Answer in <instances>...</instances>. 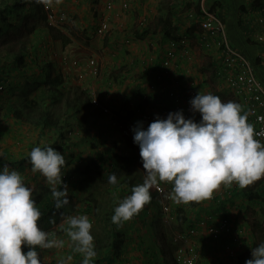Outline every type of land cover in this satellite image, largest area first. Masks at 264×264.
<instances>
[{
	"label": "clouds",
	"instance_id": "obj_1",
	"mask_svg": "<svg viewBox=\"0 0 264 264\" xmlns=\"http://www.w3.org/2000/svg\"><path fill=\"white\" fill-rule=\"evenodd\" d=\"M41 1L45 8V4H48L49 0ZM189 8H194L199 15L203 14V10L217 13V10L206 8L205 3L203 4L201 1L187 9ZM258 8L259 10L253 16L250 17L246 14V20L242 19L249 26L247 30H244L242 36L245 37L243 40L245 44H247L245 41L247 38L253 41L251 43L247 40L249 43L247 47L261 46L262 50L259 49L255 54L256 60L244 54L255 65L258 77L264 80V66L262 65L264 61V22H258V17L264 15V6ZM51 9L53 10L52 7ZM187 9L185 10V17L188 21L186 30L192 33L194 44H197L205 58L198 61L193 69L189 68L190 73L186 76H181L180 72L176 74L173 64L171 68L173 78L159 77L162 72L166 71L163 66L161 70L156 68L152 71L151 81H145L144 85L147 90H150L148 93L150 96L152 93L159 92L160 99L158 100L156 97L155 101L153 100L155 106L172 103V108L167 118L158 116L147 128L143 126V122H138L133 128V139L140 148L145 176L143 182L134 185L131 193L120 200L114 208L111 220L117 227L123 226L124 222L129 221L146 204H149L152 199L151 190L159 185L162 186L160 184L162 182L172 185L170 187L162 186L164 191L157 188L161 195H168V192H171L169 203L167 204L166 201L163 203L164 209L170 210L172 201L177 204H187L207 200L209 203L215 202L218 206L221 201L216 200L217 195L214 193L221 186L231 187L235 183L239 189L234 188L233 190L232 188L230 195H234V192L236 195H244L242 193L244 187L253 182L264 181V142L256 138L261 133L256 132L248 120L249 113L243 103V96L233 91L235 99H226L225 85L217 70L219 63L215 62V59L219 61V46L215 43L205 44L204 29L200 24L201 18L197 21V19L189 17ZM218 13L220 12L218 11ZM218 13L217 15L222 19ZM106 19L109 22L108 18ZM99 22L97 24L95 22L93 32L97 36L101 35L105 38L110 30V22L109 29L103 34L97 31ZM223 22L226 41L233 46L227 35L228 27L224 20ZM259 36L263 38L260 39ZM126 40L130 41V37ZM181 40L185 41L187 47L189 46L188 35L181 34L176 42ZM171 42L173 41L170 40L164 44L160 42L156 46V50L149 55L150 61L152 62L151 57H157L159 54L165 56ZM124 49L125 47L120 51L122 52ZM258 57L260 58L259 62ZM91 60H94L95 64H91ZM74 63L75 69H78L79 80L83 83L85 78H98L102 73L99 61L95 58L89 59L85 65L79 61L78 63L74 61ZM147 65H149L148 62ZM214 73L215 76H213ZM81 74L82 76H80ZM204 81L210 88L209 92L202 90ZM83 89L89 92L88 88L83 87ZM185 89L188 90L189 96L183 95ZM89 93L93 97L94 103L100 105L96 96L91 91ZM184 108L186 114H190L188 117L184 115ZM103 110L108 116L106 122L112 120L111 114L104 108ZM75 125L77 126V124ZM121 127L122 125L117 123L118 131ZM73 131H76V128ZM90 131L85 133L88 135ZM119 134L124 135L120 131ZM13 154L12 152L11 155L13 156ZM2 155L0 153V156ZM28 155L31 172L34 174L38 172L49 185L55 208L59 210L68 205L71 190L64 180L67 167L65 155L47 144L43 147H34ZM108 182L112 185L117 184L115 173L108 175ZM222 197L225 199L224 196ZM227 206L225 203V208L219 213L229 216ZM153 209L152 206L147 208L150 221L155 216ZM41 217L42 212L33 198V188L26 183L25 176L7 164L0 167V264H42L38 248L52 249L65 246L66 242L63 239L53 238L50 232L39 226L38 221ZM50 223H55V220H50ZM65 224L64 231L69 237L73 251L83 257L81 264H94L97 252L91 232L93 222L89 216L86 214L68 216L65 218ZM157 224L158 234H161L159 222ZM235 227L243 229V232L240 233L233 229L232 232H236L231 237L233 240L236 238V241H239L238 237L241 235L248 234V237H251L252 233L255 241L256 235L251 231H244L245 226L236 224ZM251 229H253L252 226ZM174 234L170 238L174 246L173 250L164 241L167 250L173 254L174 262L178 264L174 258L177 246L173 240ZM230 234L232 233L230 232ZM244 241L243 239L242 242ZM22 246H27L26 253L22 250ZM226 253L228 254V252ZM251 256L252 258L247 259L245 264H264V242L251 248ZM71 260L72 256L69 255L66 259L61 258L58 264H69Z\"/></svg>",
	"mask_w": 264,
	"mask_h": 264
},
{
	"label": "rangeland",
	"instance_id": "obj_2",
	"mask_svg": "<svg viewBox=\"0 0 264 264\" xmlns=\"http://www.w3.org/2000/svg\"><path fill=\"white\" fill-rule=\"evenodd\" d=\"M214 1L215 0H208L209 5H211ZM232 2L233 0H222V1L220 0V3L222 4L221 7L217 5V7H219L218 8L219 10L223 12L226 11L224 13L225 15L226 14L230 15V11L232 10L234 11V14L232 15L233 17L230 18V21H226V24L229 26L228 30L231 29V25L234 22H237V20L239 21L238 19L239 17L242 19V15H243V20H246V14H248L251 17L259 10L258 8L259 6L261 7L264 6V0H251L248 1L246 5L241 4L242 2H240L238 5H236V8L232 7L234 6ZM257 3H259V5ZM48 4L53 8V12L56 14V16L54 15L53 24L50 25L48 23L49 26H51V28L44 27V25L41 23L39 18L35 17L33 19V23L35 24L33 28H27V27L25 28L20 23L18 31L16 32L18 35L14 38L11 37L12 39H9L4 32H0V52H2L4 47H7L9 45H13L12 49L14 51H17L20 48L21 41L23 40L30 41V45H32V47L30 48L28 57L30 59L31 57L32 58L37 57L38 64L47 61H51L56 64L55 72L56 75H58L59 77V85L62 86V88L67 93L70 91L67 97L74 96L75 98L77 91H81L83 87L88 88L89 92L91 91V93H93L96 96L97 102L109 114H111L110 117L112 120H108L106 122L105 118L99 119L98 122L100 124H102L104 127H106L107 125L109 128H103L99 131L92 130L88 135L85 133L86 130L74 126L76 128V131L69 133L67 139L62 141V138L58 136V131L54 126H44V127L40 125L37 126L36 123L30 121L29 118L19 121L16 120V118L13 117L12 115H9L6 118L7 119L11 118V122L9 125H6L7 128H5L6 126H4L3 122H0L1 125L0 127L3 126V128H1L3 132L0 133L1 135L0 151H2L1 153L3 155L0 156V158H5L4 162L10 168L16 170L19 167V165L15 162V158L7 159L10 153L9 152L3 153L4 149L7 151L9 150L10 152L13 151L15 153L13 154V156L10 155L11 157H17L18 159H20L24 156H27L28 160H26L25 162L27 168L25 171H22L21 174L25 172L24 173L25 178L27 180L31 179L32 183H35L33 181V177H34L36 179L35 185L37 183H45L46 185H48L46 183L45 178L42 175H40L38 172L35 174L31 172V164L29 162L28 154L36 146L43 147L45 144L52 146L56 150L60 151L65 155L67 167L65 169L66 174L64 176V180L69 185V188L71 190L70 193L75 191V193H77L78 196L82 199L81 202H79V204H84L86 202L91 203L93 202V200H97L99 204L103 205L104 207L106 206L111 207L112 203L110 201H107L108 200L107 196L108 195L110 196V194L106 193L104 187L106 185V179L109 175L108 173L111 168L109 167L108 162L109 161L114 162L113 154H112L113 152L106 155H103L101 152L106 151L109 148H112L113 147L112 142L116 139H119L118 136H120V134L118 129L116 128L117 124L115 123V120H118L117 116L119 115L118 114L119 110H121L120 107L125 105L124 101L126 100V97L132 98L134 97L133 96L134 94L136 95L135 90H133V86H137L138 88L139 81L137 80L140 74L133 73L129 78V76H127L128 73H126V71L119 69L118 70L109 69L108 72H105L104 74L101 73L98 78L96 77L85 78L84 83L80 81L77 75L78 69L77 70L75 69L74 61H76V63H78L79 61L85 65L89 59L95 58L96 60L99 61V65L103 70L102 66L105 67L107 65L104 62V61H108L107 57L110 58V60L113 59L109 57L110 54L106 55V53L103 52L104 51L103 48H105L103 45L102 46L97 45V43L100 42V40L98 42L95 41L96 34H94L93 30L96 21L93 22L91 20L94 15H91V13L89 12V14H87L89 15L88 18L87 15H84L82 13L79 14L74 13L69 8L67 10L65 8V5H63V3L61 2V0H57V2L56 0H49ZM205 6L206 8H209L206 4ZM214 10H217V8ZM139 14L140 13L138 11L134 10L133 16L136 19V21H139L137 19L140 16ZM2 25L3 23L0 22V27H2ZM232 28H236V27H232ZM10 30H13L14 32V28H11ZM235 30L236 32L235 33L233 32V35L228 31L227 35L229 41L235 49L244 53L243 51L246 50V47L244 46L242 34L239 30L237 29ZM126 38L127 36H125L123 41L126 40ZM145 44H147V42ZM120 50H122V48L119 49V51L115 50L117 52V56L121 52ZM118 57L120 58L121 56ZM146 59L148 64L151 65L149 56H147ZM15 66L16 63L13 64V67ZM17 72L18 69L13 68L12 73L4 75V81L0 82L1 119L5 118L2 117L3 116L2 112L4 111L5 106L8 105L9 99L11 97L17 99L18 101L21 100V97H27L29 99L35 98L39 95L40 91L45 87L46 76L45 74L39 71V68L37 67V63H36V67H34L33 69L29 68L26 74L24 73L23 75H18ZM149 92H150L149 89L146 90V93ZM64 101L65 100H61L60 103ZM58 108H59L58 106H55L53 108V110H56L54 114L55 118L65 113V117L68 118L70 121L68 127L73 125V121H75L76 124L78 123L79 119L75 120V117L77 116L76 109L78 108H68V107L61 108V113L58 112ZM152 109L153 107L151 108V111ZM183 112L185 117H188L190 115V114H186L185 108L183 109ZM79 117L80 118L82 117V115L80 116V113L78 114V118ZM9 127L12 129V131L9 130ZM18 136L20 137L19 139H17ZM105 138H108L107 142H104ZM57 141H59V144H57ZM62 142L70 143V148L69 149H67L66 147L60 148ZM85 169L88 170L87 172L84 173ZM96 178H98V180H96ZM96 182H98V184ZM164 183L165 185H171L170 183L167 182H163V184ZM231 189L232 187L221 186V188L217 192L222 193L225 198L231 199V197L229 196ZM238 196L237 198L239 199L242 198L241 194H239ZM114 198L116 200V203L118 202V200L119 201L121 200L119 193H116ZM261 200H264V198L263 199L261 198ZM248 202L249 203H246L244 200V206H242L240 201H238L237 204L241 207L237 208V211H232L231 212L232 214H229V216L233 220V222H235V224H237L238 226H241L240 224L245 226L244 231L246 230V232L249 231L252 232L251 226L254 217H257L264 226V207L260 206L264 204V201L261 202L262 204L261 203L253 204L251 201ZM171 204L172 207H174V210H177L176 212H178L175 216L171 217L165 215L161 220L160 219L157 220L156 217L154 216L151 219V221L148 218V222L146 221V218H142V222L137 223V226L140 227V224H142L143 226V231L139 232L141 233L139 238L144 240V236L150 235L149 234L150 231L153 234H155V237H158V224H157L158 222L160 227L164 226L163 228L168 231L169 238L172 237V234H174V232L184 233L186 231L188 233L189 230L192 229L195 225L197 219L195 217L196 209L203 208L204 206L201 205L195 207L191 205V207H189L186 204L185 205L186 210H184V212L181 213L177 209L181 203L177 204L172 202ZM113 205H115V203ZM245 205H249L255 212L251 213L249 210L244 209ZM150 206L154 208L153 211L156 210V205L151 203L146 204L144 206V209ZM258 211L260 212L257 216ZM91 214L93 216V212H91ZM75 215H77V213ZM89 218H91V216H89ZM202 220L206 222V219H202ZM209 220L210 217H208V223L206 225L210 224ZM191 221L193 224L192 227L190 228L189 223ZM99 222H100L99 220L93 218L92 229L94 230V232L95 231L97 232L96 233L97 236L104 234V227ZM39 223L40 222L38 221V224ZM129 223L131 224V221H129ZM198 223H200V220L197 222V224ZM61 224L62 225L64 224L63 221L60 222L59 224L54 225L53 229L57 230L58 226H61ZM206 225L205 227L202 226V228H200L199 226L198 227L199 229H197V231L192 235H190L189 237L190 244L196 247L195 250L197 253L196 264H205L209 262L211 256H213L217 243L219 245L218 246L219 248L217 247L218 250L223 249V251L227 252L225 250V247L228 243H230L228 240H230L231 237L234 236L233 234H230V232H228L227 234L224 233L219 238L215 239L208 232ZM39 226L42 228L41 223L39 224ZM132 230L134 231L135 229L133 228ZM262 230L264 231V228ZM124 231L126 232L128 239H131L132 234L129 233L131 232L130 229L124 227ZM94 232L93 234H95ZM52 237L57 239H63L66 242L65 246L62 248H52V249L44 250L45 252L41 257L42 264H58V261L61 258L66 259L69 255L72 256V260L69 261V264H81V260L76 258L75 254H71L67 252L71 248V244L69 241V237L66 235L65 232L61 230V232L52 235ZM247 238L245 235L244 240H246ZM142 242L143 244H145L144 241ZM22 250L23 251L27 250V246H22ZM249 253L250 251L248 250L244 254L245 258L247 257V255H250ZM165 254H166L165 255L166 262H163V264H170L169 261L171 260L169 258L171 257L169 255V251H166ZM245 258H244V262L247 260V258L246 259ZM94 264H105V261L104 262L101 261L100 263H96L94 261Z\"/></svg>",
	"mask_w": 264,
	"mask_h": 264
},
{
	"label": "trees",
	"instance_id": "obj_3",
	"mask_svg": "<svg viewBox=\"0 0 264 264\" xmlns=\"http://www.w3.org/2000/svg\"><path fill=\"white\" fill-rule=\"evenodd\" d=\"M234 6L233 8H236V5L234 4V1L232 2ZM217 5L221 6L220 0L217 1ZM258 4V3H257ZM188 8V6H185V10ZM216 5H212L210 7L211 10L216 9ZM174 13L181 16V14L185 11H177L176 9H173ZM216 11V10H214ZM233 11V10H232ZM178 12V13H176ZM218 13V10L216 11ZM224 21L226 16L225 14L220 11L218 13ZM35 17H38L41 23L44 25V27H49L48 24V17L47 12L44 8V3L41 0H0V22L3 23L2 27H0V32H4L9 39H12L11 37H16L18 34L16 33L18 31L20 23L23 25V27L27 28H33L35 24L33 23V19ZM173 17V12L169 10V12L165 13V15H162L159 17V22L163 25V32L166 36L165 40L161 43L169 42L172 40L173 42H176L181 37L180 32L175 31L174 29L171 30V20ZM178 19V22L180 21L179 17H176ZM186 19V17H184ZM239 21L233 23L231 25L232 27H236L235 29L242 27L243 30H247L249 26L239 17ZM7 26V27H6ZM228 27V26H227ZM11 28H14L13 30H10ZM233 29V28H232ZM238 30V29H237ZM230 31V30H229ZM240 31V30H239ZM108 34H106L107 36ZM144 34L141 35V37ZM105 36V38H106ZM168 38V39H167ZM64 39V37H63ZM249 42H253L251 39L247 38ZM246 41L247 44L248 41ZM66 41V40H64ZM130 41H124V42H116V49H120L119 45L128 43ZM66 43V42H65ZM244 43L245 46H248ZM13 45H9L7 47H4L2 52H0V82L4 81V75L12 73L13 68L18 69L17 74L23 75L26 74L27 70L33 69L36 67L39 68V71L43 74H45V87L40 91L39 95L35 98H27V97H21V100H17L15 98H10L8 105H6L4 111L2 112V115L5 116L12 115L17 120H24L26 118H29L30 121H33L36 123V125L40 126H54L56 127V130L58 131V136L62 138V141L67 139L68 134L73 132L76 127L75 121H73V125L68 127L70 124V121L68 118L65 117V113L58 116L57 118L54 117L55 111L53 108L55 106H58V112L61 113V108H78L77 110V116L75 117V120L79 119L78 121V128H81L86 131L90 130H101L103 128H109L107 125L104 127L102 124L98 122L99 119L105 120L108 118L107 113L104 112L103 107L100 105H97L94 103L93 97L90 95V93L86 89H81V91H77L76 97H67L68 93L66 92L62 86L59 85V77L56 75V64L47 61L38 64L37 57H31V59L28 57V54L30 52V48L32 45H30V41L23 40L21 41V45L19 50L14 51L12 48ZM248 48V47H247ZM247 56L250 58H255L249 50L243 51ZM180 54V53H179ZM249 54V55H248ZM152 62L151 65L146 66V70H144V74L140 75L138 77V88L136 87L135 92L132 98L126 97V100L124 101L125 105L120 107L121 110H119L118 120H115V123L121 124L122 127L120 128V132L124 133L123 136H118L119 139L112 140L113 147L109 148L106 151H102L101 153L103 155L106 154H113V160L108 162V165L110 168V171L108 174L115 173L117 176V184L112 185L108 182V177L106 179V185L105 190L106 193L110 194V196H107V201H110L112 203V206H106L99 204L97 200H93V202L89 203L86 202L84 204H79L81 202V198L78 196L77 193L72 192L70 193L69 197V204L64 206L62 209L57 210L55 208L54 200L51 195L50 187L49 185H46L44 183H37L36 188L33 190V198L36 200L37 206L40 208L42 212V217L40 218L39 222L42 224V228L50 232L52 235L63 232L64 228L66 227V224L64 223L61 226H58V229L55 230L54 225L59 224L60 222L64 221L66 217L75 215L76 213H87L90 214L91 218L90 220L93 222V218H96L99 220L100 224L104 227V234L103 235H96V231L92 229V235L94 236V242H95V250L97 252V256L94 258V261L96 263H100L101 261L109 258L111 255L114 257L118 256L119 253L124 249V243L126 241V234L122 230L121 227H117L116 224L112 223L111 217L114 214V208L118 205V202L116 203L115 195L116 193L120 194V199L122 200L127 194L131 193V189L134 185L141 184L143 182V178L145 176V171L143 169V163L142 159L140 157V148L139 145H137L134 142V132L133 128L137 125L138 122H143V126L145 128L148 127V125L155 120L158 116L160 118H167V115L170 113V109L172 108V103H165L163 105H158V107L155 106V99H160L159 92L152 93L151 96L146 93L147 87L145 88L144 83L146 80L151 81L152 71H154L156 68L157 70H161V67L165 65V59L166 56H162L159 54L157 57H151ZM180 59V55H176L174 57V67L179 65L178 63ZM256 60V58H255ZM260 61V58L258 57V62ZM215 62H218V60L215 59ZM16 63V66L13 67V64ZM55 64V65H53ZM151 69V70H149ZM123 70V69H119ZM216 74L214 73L213 76ZM180 79V78H179ZM182 80V79H180ZM181 83V82H180ZM206 81H204L202 84H205ZM185 85V84H184ZM138 90V92H137ZM183 95L189 96V92L187 89L184 90ZM61 100H65L64 102L60 103ZM74 100V101H73ZM154 100V101H153ZM162 102V100H160ZM153 107L152 111L151 108ZM80 113V116L82 117L78 118V114ZM1 114V113H0ZM121 115V117H120ZM114 119V117H113ZM1 120V116H0ZM75 126V127H74ZM68 127V129H67ZM117 128V127H116ZM119 129V127H118ZM85 131V132H86ZM108 138L104 139V142H107ZM57 144H59V141H57ZM66 147L67 149L70 148V143L62 142L60 145V148ZM28 157L24 156L20 159H16L15 162L19 164L20 169H24L25 161ZM1 164V163H0ZM88 169L84 170V173L87 172ZM98 180V178H96ZM98 184V182H96ZM162 186H172V185H165L160 183ZM242 193L245 194L248 201H251L253 204H259L264 200H261V198H264V181L261 182H253L252 184L244 187L242 189ZM233 194H236L235 192ZM151 204L156 205L155 210V217L158 219H162L163 216H175L178 212L177 210H174V207H172L170 210L164 209L163 203L166 201V203H169V200L167 198V195H161L157 188H154L151 190ZM223 194H221L220 204L217 206L216 210L221 211L225 207V203L228 204V200L230 201V198H223ZM231 198H234V195H229ZM225 202H222V201ZM174 202V201H172ZM171 202V203H172ZM203 201L200 202H190L187 203L189 207L195 206L198 207L202 204ZM83 203V202H82ZM115 203V205H113ZM175 203V202H174ZM262 204V203H261ZM184 203H181L178 206L179 212H184L186 210ZM261 207H264V204L260 205ZM246 210H249L251 213H254L255 211L249 206L245 205L244 207ZM198 210V209H196ZM93 212V216L91 214ZM260 211H258L257 216ZM262 212V211H261ZM63 213V215H61ZM54 219L55 223H50V220ZM200 219H196L197 223ZM39 223V224H40ZM192 221L189 223L190 228L192 227ZM234 225L236 226L235 222ZM160 227V226H159ZM164 226H161L159 228V232L161 233L163 239L168 244L169 248L173 250L174 246L171 242V239L168 236V231L163 228ZM204 227V226H203ZM202 228V226H200ZM252 232L255 237V241L253 244V248L258 246L261 242H264V231L262 230L264 228L262 222L259 221L257 217L253 218L252 222ZM93 232L95 234H93ZM226 234V233H225ZM173 235V234H172ZM241 235V234H240ZM243 236V235H241ZM171 237V236H170ZM245 238V237H244ZM243 238V239H244ZM177 247V246H176ZM40 257L43 256L44 250L47 249H37ZM28 251L25 250L26 253ZM68 253L75 254L76 258L82 261L83 257L81 254L76 253L73 251V247L67 251ZM245 255L239 257L240 264H243ZM243 259V260H242Z\"/></svg>",
	"mask_w": 264,
	"mask_h": 264
},
{
	"label": "crops",
	"instance_id": "obj_4",
	"mask_svg": "<svg viewBox=\"0 0 264 264\" xmlns=\"http://www.w3.org/2000/svg\"><path fill=\"white\" fill-rule=\"evenodd\" d=\"M107 1L108 0H61L63 5H65V8L67 10L68 8L71 9V11L74 13H78V14L82 13L84 15H87L90 12L91 15L95 16V17L93 16L91 20L93 22L96 21V24L97 22H99L100 19L104 17L108 18L110 22V30L108 31L107 33L108 35L106 36V38H104L103 36L99 34H98L99 36L97 35L95 36L96 42L100 40V42H98L97 45L99 46L103 45L105 47L103 52L106 53V55L110 54L109 57L113 59V60H110V58L106 56L108 61H104L107 65L105 67L102 66L103 68L102 74H104L105 72H108L109 69L118 70L119 68V69H123V71H126V73H128L127 76H129V78L131 74L133 73H138L140 75H143L144 74L143 71L146 70L145 67L148 66L146 62L147 56L151 55L154 52V50H156V46L160 42H162L163 39L165 40L166 38L163 32V25L159 22V17L162 15H165V13L169 12V10L173 12L170 29L171 30L174 29L175 31L180 32V34H185V35H188L189 37V46L186 49L187 55L184 57V59H179L180 61L178 63L179 66L178 67L175 66L177 68L174 67L175 73L177 74L180 72L181 76H186L190 73L189 68L193 69V67H195L198 64V61L205 58L204 54L199 50V47L197 46V44L196 43L194 44L193 42L194 38H193L192 33L190 31L187 32L186 30V28L188 27V21L184 19V17L186 16L185 12H183L181 16H179L174 13L173 9H176L178 12L181 10L185 11L184 9L185 6H188V7L194 6L200 1L203 4L205 3L208 7H211L212 5H216L217 7L216 3L218 0H215L211 5H209L208 0H120V1L115 2L112 10H108L105 7V4ZM123 1L129 2L128 8L123 6ZM233 1H235L234 2L235 5H238L240 2L246 5L249 0H233ZM219 7H217V10H219L218 9ZM134 10L140 13L139 18H137L139 21H136V19L133 16ZM220 11L221 10H219V12ZM225 12L222 11L223 14ZM233 14H234V11H230V15L229 14L224 15V16H228L225 18V20L230 21V18L233 17L232 16ZM87 16L89 18V15ZM176 17L180 18L179 22ZM242 19H243V15H242ZM93 22H90V23H93ZM237 29L240 30L241 34L243 35L244 30L242 29V27L240 26ZM233 32L234 33L236 32L235 28L230 29V33L232 35H233ZM142 34H145V36L143 38H140ZM232 35H231V38H232ZM125 36H127V38L130 37V42L128 44L124 43V44L119 45L121 48L125 47V49L119 53L118 56H121L119 58L117 56V52L115 51L116 42H119V41L124 42L123 39L125 38ZM242 37L244 40L245 37L244 36ZM119 38H121L122 40ZM145 41L147 42L148 45L145 44L146 43ZM161 44H164V43H161ZM245 47H246V50L248 49L249 52L254 57H255L256 52H258V50L261 49L260 45H257L256 48H252V47L247 48V46ZM117 50L119 51L118 48ZM112 56H115V57H112ZM151 73L153 75V72ZM136 87L137 86H133V90H135ZM224 89H225L224 91H225L226 99H229V100L235 99V97L233 96V90L231 86L228 87L225 85ZM202 90L209 92L210 88L206 84H204L202 86ZM2 117H5V118L1 119L0 122H3L4 126L9 125L11 122V118L7 119L6 118L7 116H5L4 114ZM1 128H3V126L0 127V133L3 132ZM5 128H7V126ZM9 130L12 131L10 127H9ZM19 138L20 137L18 136L17 139ZM1 152L2 151H0V153ZM6 152L10 153L7 159H10V158H15V160L18 159L17 157H11L12 156L11 152L13 151L10 152L9 150L7 151L4 149L3 153H6ZM4 161H5V158H0V163H1L0 167L6 164ZM26 168H27V165L24 166V169H20L18 167L16 170L22 173V171H25ZM24 173L22 175L25 176ZM33 181L36 183V179L34 177H33ZM26 183L29 186H31L33 190L35 189L37 185V184L35 185V183H32L31 179L30 180L26 179ZM231 187L233 188V190L234 188L239 189V186H237L235 183H233ZM215 194L217 195L216 199H220V195L222 193L216 192ZM237 196L238 195L234 194V198H231L230 201L228 200L229 214H232L231 213L232 211H237V208L241 207L237 204L238 201H240L242 206H244V200L247 203L246 196L242 195L241 199L237 198ZM222 202H225V201L223 200ZM201 205H204L203 208H199L198 210H196V213H195V217L197 219H206V222L208 223V217H210L209 223H211L214 221L215 217L218 218L217 214L220 211L216 210L217 205L215 202L209 203L207 202V200H205L203 201ZM80 214H86V213H77V215H80ZM142 218H146L147 222H148V218L150 220V216L148 215L147 208L146 209L143 208L137 215L131 218L129 220L131 221V224L129 223V221H126L123 223V226H122L123 230H124V227H126L127 229H130L131 232L129 233L132 234L131 239H128V236L126 235L127 239L124 243V249L119 253V255L116 257L111 255L109 258L103 260L102 262L105 261V264H163V262H166L165 252L168 250L165 246V241L161 234H158V237H155V234H153L150 231L149 233L150 235L144 236V240L139 238L141 235V233L139 232L143 231V226L142 224H140V227H139L137 226V223L139 222L141 223ZM63 223H65V220L63 221ZM133 228L135 229L134 231L132 230ZM231 233L235 234L236 232L233 231ZM244 237L245 236L238 237L239 241L233 240L232 238L228 240L229 242H232L233 246L237 250L236 256L231 257L225 251H223V249L218 250L217 247L219 245L217 243L213 256H211L209 262L205 264H240L241 262H239V257L240 256L243 257V255L248 250L250 251L249 253L250 255H247L246 258L247 259L252 258L250 257L251 248H253V244H254L252 233H251L250 238H247L248 237V234H247L246 235L247 239L244 242H242ZM142 241H144L145 244H143ZM169 255L171 257L169 258L171 260L169 261L170 264H176L173 260V256L171 252H169ZM243 264H245V262H243Z\"/></svg>",
	"mask_w": 264,
	"mask_h": 264
},
{
	"label": "built area",
	"instance_id": "obj_5",
	"mask_svg": "<svg viewBox=\"0 0 264 264\" xmlns=\"http://www.w3.org/2000/svg\"><path fill=\"white\" fill-rule=\"evenodd\" d=\"M117 1L120 0H109L106 3V8L112 10ZM123 6L128 8L129 2L123 1ZM45 9L47 11L48 23L52 25L54 15L56 16V14L47 3L45 4ZM187 14L191 18L197 19V21L201 18L200 24L204 29L203 39L205 44H218V74L222 76L221 79L224 85L228 87L231 86L234 92L243 96V103L247 107V112L249 113L248 120L254 126L255 131L261 133V135L256 138L264 142V80L258 77L255 65H253L251 60L244 53L235 49L226 41L224 22L217 13L203 10V14L199 15L194 8H189L187 9ZM258 22H264V15L258 17ZM108 29L109 22L104 18L99 22L97 31L103 34ZM259 38L262 39L263 37L259 36ZM187 48V44H185L184 40L178 43L171 42V45L165 52L166 59L164 69L166 71L162 72L159 77L166 76L173 78L171 68L174 64V57L180 55V58L183 59L187 55ZM91 64H95V61L91 60ZM262 65L264 66V61ZM80 76H82V74ZM171 92L173 93V90H171ZM157 188L160 191H164L160 185ZM170 193L171 192H168V199H171ZM206 224L207 222L200 220V223H195L194 227L190 229L188 233L185 231L184 233L176 232L174 234L173 240L177 245L174 251V258L178 264H196V247L190 244L189 237L199 229V226L205 227ZM206 228L215 239L219 238L224 233L232 232L233 229H236L240 233L243 232V229L235 227L233 220L229 216L220 213H218V218H215L212 223L206 225ZM225 250L229 255L237 254L233 244H227Z\"/></svg>",
	"mask_w": 264,
	"mask_h": 264
}]
</instances>
